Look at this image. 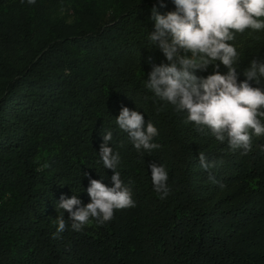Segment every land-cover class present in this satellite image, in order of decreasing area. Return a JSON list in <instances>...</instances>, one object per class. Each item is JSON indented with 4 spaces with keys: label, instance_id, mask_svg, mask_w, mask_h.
<instances>
[{
    "label": "trees",
    "instance_id": "16d2710c",
    "mask_svg": "<svg viewBox=\"0 0 264 264\" xmlns=\"http://www.w3.org/2000/svg\"><path fill=\"white\" fill-rule=\"evenodd\" d=\"M164 4L0 0V264H264V135L252 136L247 154L232 150L146 88L152 66L167 63L150 41L153 6L175 11L173 0ZM229 43L239 83L251 60L264 61V30ZM250 83L264 89V78ZM123 107L153 123L160 148L135 149L116 123ZM108 131L135 206L76 232L58 201L89 203L90 179L113 186L99 156ZM46 139L53 149L40 169ZM200 152L213 167H201ZM153 163L168 173L164 199ZM61 215L67 227L58 233Z\"/></svg>",
    "mask_w": 264,
    "mask_h": 264
},
{
    "label": "clouds",
    "instance_id": "9594fccd",
    "mask_svg": "<svg viewBox=\"0 0 264 264\" xmlns=\"http://www.w3.org/2000/svg\"><path fill=\"white\" fill-rule=\"evenodd\" d=\"M34 5L36 0H27ZM165 7L164 0H158ZM175 11L159 14L152 8L151 19L155 30L150 33L154 48L162 52L167 63L153 65L148 74L146 88L161 101L174 106L176 112L186 113V123H193L198 131H211L219 142L227 141L230 149L251 150L252 136L264 135V89L253 87L250 82L261 83L264 78V61L253 59L243 71L245 80L238 83L237 65L240 55L229 43L236 34L248 30H264V0H173ZM227 74L219 72L220 66ZM214 68L207 77L197 76V71ZM119 128L128 134L135 149L151 153L161 145L153 143L158 129L147 122L139 111L123 107L116 118ZM99 156L105 169H111L113 186L108 187L96 179H90L87 194L90 202L73 195L61 197L59 209L69 214L71 229L79 232L90 221L98 224L110 221L116 210L134 207L130 190L124 187L117 171L120 156L114 154L109 142L111 131L103 134ZM199 161L205 170L214 166L206 160L203 152ZM151 180L161 199L169 195L168 173L165 167L153 163ZM210 179H214L210 176ZM57 232L66 230L63 215L57 218Z\"/></svg>",
    "mask_w": 264,
    "mask_h": 264
},
{
    "label": "rangeland",
    "instance_id": "374dc122",
    "mask_svg": "<svg viewBox=\"0 0 264 264\" xmlns=\"http://www.w3.org/2000/svg\"><path fill=\"white\" fill-rule=\"evenodd\" d=\"M50 139H46V140H42L41 141V149H40V154L37 156V162H38V166L40 169H44L46 167L47 164V159L49 158V156L52 153L53 147H50L51 143H48Z\"/></svg>",
    "mask_w": 264,
    "mask_h": 264
}]
</instances>
